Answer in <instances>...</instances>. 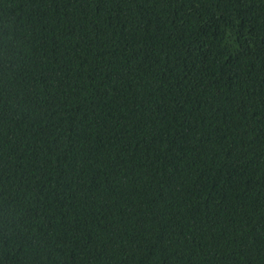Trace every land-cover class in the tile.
I'll use <instances>...</instances> for the list:
<instances>
[{"label":"trees","instance_id":"16d2710c","mask_svg":"<svg viewBox=\"0 0 264 264\" xmlns=\"http://www.w3.org/2000/svg\"><path fill=\"white\" fill-rule=\"evenodd\" d=\"M0 264H264V0H0Z\"/></svg>","mask_w":264,"mask_h":264}]
</instances>
